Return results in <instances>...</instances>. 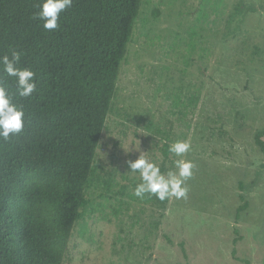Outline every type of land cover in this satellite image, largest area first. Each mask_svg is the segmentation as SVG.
<instances>
[{
  "label": "rangeland",
  "instance_id": "1",
  "mask_svg": "<svg viewBox=\"0 0 264 264\" xmlns=\"http://www.w3.org/2000/svg\"><path fill=\"white\" fill-rule=\"evenodd\" d=\"M258 137L264 0H142L62 264H264ZM185 140L188 199L135 197L126 161Z\"/></svg>",
  "mask_w": 264,
  "mask_h": 264
},
{
  "label": "trees",
  "instance_id": "2",
  "mask_svg": "<svg viewBox=\"0 0 264 264\" xmlns=\"http://www.w3.org/2000/svg\"><path fill=\"white\" fill-rule=\"evenodd\" d=\"M141 2L73 0L46 31L40 0H0V54L22 51L37 80L25 131L0 144V264L63 263Z\"/></svg>",
  "mask_w": 264,
  "mask_h": 264
},
{
  "label": "clouds",
  "instance_id": "3",
  "mask_svg": "<svg viewBox=\"0 0 264 264\" xmlns=\"http://www.w3.org/2000/svg\"><path fill=\"white\" fill-rule=\"evenodd\" d=\"M73 6V0H40L39 10L33 13V19L42 22L43 30H57L60 14ZM24 53L9 47L0 54V70L8 79L0 77V144H8L13 138L25 131L26 108L21 101H30L37 91L36 73L28 67H20ZM12 81L15 85L13 90ZM191 150L187 140L170 144L168 151L179 159L174 161V170L161 172L159 163L143 155L126 161L130 172L139 173L140 182L133 189V195L143 199L146 195L159 201L187 200L188 181L193 178L196 165L184 158Z\"/></svg>",
  "mask_w": 264,
  "mask_h": 264
}]
</instances>
